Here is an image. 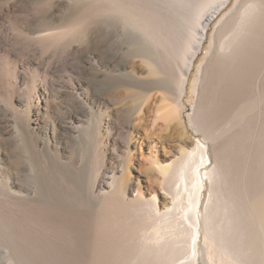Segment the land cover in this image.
I'll list each match as a JSON object with an SVG mask.
<instances>
[{
  "label": "rangeland",
  "instance_id": "374dc122",
  "mask_svg": "<svg viewBox=\"0 0 264 264\" xmlns=\"http://www.w3.org/2000/svg\"><path fill=\"white\" fill-rule=\"evenodd\" d=\"M210 1L0 0V264H100L94 232L99 205L90 192L72 184L71 175L79 170L86 169L85 178H90L106 169L107 180L115 174L119 181H132L148 198L153 189L161 191L155 154L170 164L168 154L182 127L172 123L166 129L157 118L164 104L159 91L144 121L128 126L135 116L128 88L137 82L130 70L156 56L151 43L179 64L178 73L193 43L195 13ZM239 1L232 0L217 15L193 66L183 117L196 141H205L189 116L199 73L208 50L217 45L219 24ZM234 27V20L223 25L219 39ZM34 42L39 49L29 47ZM255 65L250 82L261 84L264 95V63ZM253 87L252 98L257 96ZM101 93L108 104L93 102ZM21 189H27V196L19 195ZM167 197L170 207L172 196ZM124 217L132 215L126 211ZM133 229L131 240L117 229L119 247L111 244L112 264L172 262L165 255L139 252L137 245L152 231L150 220H140ZM7 246L14 247L13 255Z\"/></svg>",
  "mask_w": 264,
  "mask_h": 264
},
{
  "label": "bare ground",
  "instance_id": "6f19581e",
  "mask_svg": "<svg viewBox=\"0 0 264 264\" xmlns=\"http://www.w3.org/2000/svg\"><path fill=\"white\" fill-rule=\"evenodd\" d=\"M231 1L212 0L198 8L193 43L178 73L179 64L151 43L156 56L141 59L130 70L137 82L128 88V96L135 100V116L129 118L128 126L138 127L144 121L159 91L164 104L157 109V118L164 121L166 129L172 123L182 127L168 154L172 162L164 164L155 154L154 163L162 175L161 191L153 189L148 198L132 181H119L115 174L107 180L102 168L88 174L93 180L85 178L86 169L71 175V183L79 191L90 192L99 205L94 232L100 264L113 263L111 244L118 246L117 229L131 240L134 226L142 219L152 222V231L137 245L139 252L168 256L169 264H264V95L261 84L253 87L250 82V68L264 63L262 0H248L244 6L243 1L237 2L214 35L217 45L208 50L189 114L190 124L204 134L205 141L192 137L183 117V99L195 61L213 21ZM233 20V31L219 39V30ZM31 45L40 48L38 42ZM252 87L257 91L253 98L249 96ZM106 96L101 93L93 102L108 104ZM26 190L21 189L19 195L27 196ZM11 192L12 197L16 195ZM168 194L172 196L170 207ZM126 211L131 218L125 219ZM61 220L57 218V222ZM7 247L8 255H13L14 247ZM1 256L0 251V262Z\"/></svg>",
  "mask_w": 264,
  "mask_h": 264
}]
</instances>
